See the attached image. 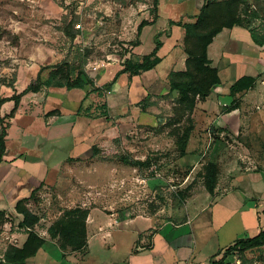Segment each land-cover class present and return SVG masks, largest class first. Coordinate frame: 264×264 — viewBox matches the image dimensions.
I'll list each match as a JSON object with an SVG mask.
<instances>
[{
	"label": "rangeland",
	"instance_id": "374dc122",
	"mask_svg": "<svg viewBox=\"0 0 264 264\" xmlns=\"http://www.w3.org/2000/svg\"><path fill=\"white\" fill-rule=\"evenodd\" d=\"M224 1L213 0L214 3ZM231 7L223 4L215 10V15L218 18L239 15L249 20L251 29L257 34L264 31V0H236ZM148 11L154 18V0H0V98L11 97L15 91L23 92L36 80L43 67H46L43 78L50 77L51 73L56 77L59 70L64 69L62 62L73 61L79 50L89 55L85 67L87 74L101 62H108V58L113 59L110 63L114 68L115 64L123 66L129 57H140L134 51V43L138 39L141 15ZM254 12L258 14L257 18L252 17ZM78 23L82 24V29L71 40L65 30L71 24L76 29ZM149 37L148 33L145 50ZM53 90L59 93L62 89ZM42 91L47 92V89ZM46 97L36 98L29 93L22 98L16 117L10 121L7 137L8 156L24 157L19 159L26 164L25 167L19 166L20 172L21 168L26 170L25 174L38 169V164L25 160L27 156L43 159L49 168L60 171L58 181L54 182L53 177L51 184L44 185L30 202L33 212L44 219L38 225L40 228L53 224L65 210L79 206L85 209H126L132 215L157 214L161 219L167 216L179 223L188 217L187 205L197 202L194 209L198 210L197 215L191 213L189 216L193 218L192 227L205 228L195 232L197 254L209 256L220 252L219 247L225 240L218 236L216 226L221 227L229 217L233 221L230 234L235 237L229 246L238 237L255 236L256 224L258 226L260 221L253 211L255 208L247 207L250 203L247 195L239 191L234 193L236 200H233L241 206L237 202V210L229 211L226 205L230 203L229 198L234 197L233 193L229 197L211 194L208 174L211 165L217 167L215 190L219 188L224 193L233 188L227 183L231 174L246 172L248 168L254 171L263 169L262 164L249 159L251 156L264 159L263 139V146L258 144L257 150L248 152L245 147H252V144L244 136H221L212 131L198 148L192 145L186 152V155L192 154V160L185 159V156L181 158L179 139L189 126L194 129L193 119L192 114L176 105L177 97L171 96L169 89L166 96L157 98V103L163 105L158 113L163 118L159 124L142 114L149 107V99L138 103L136 112L126 106L128 110L108 114L112 116L109 126H104L107 119L101 115L106 113L102 106H98L94 113L102 119L93 125L104 130L88 141L93 151L77 157L79 141L73 133L72 123H60L57 117L46 116V108L59 101L53 97L48 106ZM13 107V102L6 103L1 114H8ZM51 121L52 126L47 129L46 125ZM137 158L149 162V165L134 167ZM235 158L238 167L232 168ZM20 172L16 176L24 177ZM10 177L12 172L5 180L9 181ZM141 177L152 182L142 181ZM9 185L8 182L0 184V205L14 210L13 199L18 193L14 188L8 193ZM234 185L238 186L237 183ZM203 194L206 195L203 197ZM209 195L213 196L211 201ZM14 223L16 228L17 221ZM6 237L3 235L0 239L9 242ZM231 256L240 264H264V247L247 251L244 255L235 252Z\"/></svg>",
	"mask_w": 264,
	"mask_h": 264
},
{
	"label": "crops",
	"instance_id": "0c3cea01",
	"mask_svg": "<svg viewBox=\"0 0 264 264\" xmlns=\"http://www.w3.org/2000/svg\"><path fill=\"white\" fill-rule=\"evenodd\" d=\"M209 2H213V0H158L154 18H151L150 11L141 15L140 23L146 20L151 24L143 28L138 38L140 43L134 51L140 57L149 55L156 48L157 42H160L162 46L157 54L162 61L154 69L137 76H130L129 73H119L124 68L122 65L115 64L117 66L113 68L110 64L108 67H97L93 72H88L94 85L86 83L83 89L73 90L61 88L59 93L54 92L55 88H49L47 92L32 93L36 98L47 95L48 106L51 104L49 100L53 97L59 99L58 103L46 108L45 115L55 111V115L50 118L57 117L60 123H72L73 133L79 141L76 151H79L80 154L77 153V157L83 152L92 150V146H88V141L104 130L97 129V125L94 127L93 124L98 123L99 119L104 117L107 119L104 126H109L111 123L109 119L112 116H108V114L115 113V110L122 112L128 110L125 109L128 106L131 112H136L138 103L149 99L147 112L142 114L155 119L156 124L163 120L158 116L163 105L157 103V98L169 93V73L184 72L187 69L188 59L184 45L185 29L179 25L171 26L170 22L196 23L201 8ZM261 32L258 35L263 37L264 31ZM148 33L150 37L145 50V36ZM208 57L212 67L218 70L221 85L215 88L207 99L197 102L191 115L194 129L187 152L192 145H196L198 148L200 142H204V137L212 131H217L221 136L225 134L242 135L247 142L252 144V147L246 146L245 150L248 152L257 150L258 144L263 146L261 139L264 140V45L260 46L254 41L251 28L239 26L232 29L225 28L209 45ZM243 77H253L256 79V83L253 89L238 95L235 101L230 95V88ZM124 80L126 82L121 83ZM213 94L214 98H212ZM236 103L237 106L234 107ZM98 106H100L99 108L102 106L105 115L97 117L99 115L94 111ZM113 120L114 118H112ZM46 126L49 129L52 126V121ZM23 158L22 155L9 157L6 154L3 163L0 164V184L2 182L10 184L7 188L8 193L12 188H14L13 190L17 189L18 195L13 199L12 205L14 208L19 201L34 197L35 193L44 185L51 184L53 177H55L53 181L57 182L60 176L59 170L49 168L43 159H36L33 156H27L25 160L38 164L36 172L25 174L24 168H21L20 172L19 166H26L19 160ZM184 158L192 160V154H187ZM137 159L135 161H143ZM249 159L264 167V159H254L252 156ZM231 166L232 168L238 167L236 158ZM10 172H12V177L9 181L5 180ZM19 172L24 177L16 176ZM135 178L140 179V177ZM141 180L152 182L142 177ZM12 181L15 183L11 184ZM227 181L233 185V188L224 193L218 188L214 194L220 193L223 197H227L231 196V193L234 195L238 191L244 192V196L247 195L246 198H249L250 201L247 207L255 208L253 211L260 221V224L258 226L256 224L255 228V236L258 235L264 229V168L259 171L248 168L246 172L231 174ZM234 183H237L238 186L235 187ZM206 194H203V197ZM212 198L213 196L209 195L208 200L211 201ZM233 199L236 200L235 195L233 198H229L230 203L226 205V208L231 212L238 208L236 205L238 201L235 202ZM191 203L187 205V219L179 223L167 216L161 219L157 214L132 215L130 210L126 209L117 211L111 207L87 208L89 210L87 246L80 251H61L57 241L49 237L48 228L52 224L41 228L37 226L36 231L45 238L46 242L37 255L28 260L27 264H213L215 260L222 258L224 251L229 247L228 244H231L235 238L230 234L233 221L229 217L224 223H221V227L220 225L216 226L218 236L222 241L225 240V243L221 244L222 247L220 245L218 254L209 256L197 254L195 232H200V229L205 228L192 227L193 218H189V216L191 213L196 216L198 210H194L197 202L190 205ZM1 206L0 212H6L11 216V219L10 222L0 227V238L7 235L6 239L9 241L5 242L3 238L0 239V259L3 258L9 246L21 247L28 236L25 230L18 227L22 216L16 212V209L11 210ZM239 206H241L240 203ZM29 207H31V203ZM259 207L261 210L258 209ZM36 214L39 216L38 213ZM43 220L41 218L40 223ZM16 221L17 227L15 228L16 223L14 222ZM238 239L244 238L238 237ZM225 262L236 264V257L229 255Z\"/></svg>",
	"mask_w": 264,
	"mask_h": 264
},
{
	"label": "trees",
	"instance_id": "16d2710c",
	"mask_svg": "<svg viewBox=\"0 0 264 264\" xmlns=\"http://www.w3.org/2000/svg\"><path fill=\"white\" fill-rule=\"evenodd\" d=\"M236 0H225L223 3L209 2L204 5L197 21L194 24H182L170 22V25H179L185 29V52L188 56L187 69L184 72H170L169 73V86L170 94L173 96V91H177L176 105L183 108L190 114L193 113L197 102L207 99L211 93L221 85V80L218 70L212 67L211 61L208 57V47L213 42V39L225 28L232 29L236 26L250 29L249 20H245L242 16L233 15L225 18L221 14V18L215 15V10L219 9L223 4L229 9ZM158 0H154V6L157 8ZM253 18H257L258 14L254 12ZM149 21H142L137 29L138 38L142 33L144 27L150 25ZM67 36L74 40L77 31L74 25L67 26L65 30ZM254 41L260 45H264V36L258 35L251 29ZM139 39L134 43L135 46L139 45ZM162 44L157 42L154 51L142 57H129L123 63V70L120 74L129 73L130 76H137L144 72L154 69L162 61L158 56V50ZM89 55L81 50L77 52L73 61L66 60L62 62L64 69L59 70V75L53 77L43 78V72L46 67L41 68L37 75L36 80L29 84L27 88L18 93L15 91L11 97L0 98V164L3 163L7 154V137L8 130L10 129V121L14 119L20 108L21 100L29 93L37 94L44 89L49 88H66L68 90L83 89L86 83L94 85L93 80L87 74L85 67L88 63ZM56 67V66H54ZM53 69V67L51 68ZM256 79L253 77H243L239 79L230 88V95L236 101L238 95L246 93L253 89ZM9 102L14 103L12 110L5 114H1L2 107ZM237 106V103L234 107ZM55 115V111L47 114V116ZM7 121V123H5ZM192 122V120H191ZM193 131V127L189 126L179 139L180 157H184L187 152L189 140ZM134 167H143L149 165L147 161H134ZM208 183V191L212 194L217 185L218 171L217 167L211 165ZM31 198L23 199L16 205V212L22 216V220L18 227L25 230L27 239L21 246L11 245L6 250L0 264H27L28 260L35 257L38 251L43 247L46 240L36 231L41 217L34 213L29 204ZM89 210L76 207L65 210L60 218L55 221L49 228L48 234L52 240H56L59 248L63 252L67 251H80L87 246V219ZM11 216L6 212H0V227L10 222ZM264 247V229L252 238L238 239L233 245L229 246L223 253L222 258L215 260L213 264H227L226 258L237 252L244 255L247 251Z\"/></svg>",
	"mask_w": 264,
	"mask_h": 264
},
{
	"label": "built area",
	"instance_id": "2783aa9c",
	"mask_svg": "<svg viewBox=\"0 0 264 264\" xmlns=\"http://www.w3.org/2000/svg\"><path fill=\"white\" fill-rule=\"evenodd\" d=\"M82 29V24L81 23H78L77 25H76V30L77 31H80ZM113 59H111V58H108V62H105V61H103V62H101V64H100V66L98 65L97 67L98 68H105V67H107V66H109L111 63V61H112ZM118 61V60H117ZM236 264H240V261L239 260H236V262H235Z\"/></svg>",
	"mask_w": 264,
	"mask_h": 264
},
{
	"label": "water",
	"instance_id": "95a60500",
	"mask_svg": "<svg viewBox=\"0 0 264 264\" xmlns=\"http://www.w3.org/2000/svg\"><path fill=\"white\" fill-rule=\"evenodd\" d=\"M173 96H174V97H177V91H176V90L173 91Z\"/></svg>",
	"mask_w": 264,
	"mask_h": 264
}]
</instances>
